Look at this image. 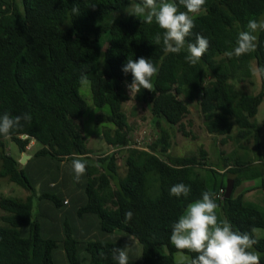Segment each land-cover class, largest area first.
I'll use <instances>...</instances> for the list:
<instances>
[{"label": "trees", "instance_id": "trees-1", "mask_svg": "<svg viewBox=\"0 0 264 264\" xmlns=\"http://www.w3.org/2000/svg\"><path fill=\"white\" fill-rule=\"evenodd\" d=\"M135 3L141 0H0V115L32 116L30 123L22 121L21 128L0 136V178L33 192L27 172L31 163L40 161L47 172L57 167L62 181L47 183L41 198L60 208L72 200L48 190L60 185L68 190L69 178L75 176L73 158L87 162L79 210L68 217L74 232L67 222L66 240L42 236L38 219L33 218L32 195L0 198V264H58V249L65 264H117L112 250L129 243V235L137 241L129 252V264H188L189 260H175V255L185 253L190 259L197 254L175 248L170 241L172 225L205 191L215 194L218 208L234 230H264L263 211L247 205L244 195L235 196L244 179L264 176V167L255 170L253 162H237L219 168L206 162L204 150L199 156L184 158L169 154L176 132L197 138L188 130L191 105L199 110L210 135L229 137L238 127L240 139L253 135L259 147L261 131L252 120L264 102V32L259 33L255 52L240 57L226 53L236 46L239 32L247 30L248 20L264 17V0H206L207 11L194 16L193 32L208 38L210 48L195 66L185 61L186 49L167 53L162 42L154 44L156 33L164 31L155 21L148 24L142 17H118ZM180 10L186 9L181 6ZM187 40L194 42L195 36ZM140 57L151 59L159 68L152 79L156 91L141 89L132 98L126 87L132 75H125L122 66L128 58ZM253 63L262 83L258 94L238 87L251 81ZM82 75L90 81L94 105L108 108L106 121L111 127L103 129L106 144L128 149L93 157L94 149L87 146L79 123L88 110L78 92ZM133 100L145 105L155 122L150 151L131 147L136 122H129L124 106ZM8 139L19 146L21 154L29 153L31 142L40 148L23 166L21 156L15 158L7 151ZM122 151L127 153L124 176L117 157ZM204 170L233 178L229 199L227 185L217 182L210 187ZM153 178L160 182V196L155 199L149 196ZM178 183L190 186L187 198L170 195V188ZM221 190L225 191L223 200L216 197ZM127 211L133 212V218L126 222ZM91 225L105 237L80 239L82 232L91 235ZM254 236L258 240L254 249L264 263V236L256 232Z\"/></svg>", "mask_w": 264, "mask_h": 264}, {"label": "clouds", "instance_id": "clouds-1", "mask_svg": "<svg viewBox=\"0 0 264 264\" xmlns=\"http://www.w3.org/2000/svg\"><path fill=\"white\" fill-rule=\"evenodd\" d=\"M206 0H141V3L131 4L126 10L128 15L143 18L142 22L152 24L153 21L164 30L161 35L157 32L154 36V44L163 43V49L167 53L180 54L187 51L185 61L192 66L198 64L204 54L210 48V41L205 36L194 33L196 27L194 16L206 12ZM183 6L185 11H181ZM73 12L78 9L73 8ZM245 31L238 34L236 46L226 53L228 57H240L255 52L258 47L259 33L264 32V17L250 19ZM195 36L194 42H189L188 37ZM264 71V70H262ZM122 72L131 73L132 82L127 83L132 98L140 93L141 89L155 92L152 82L153 77L158 76L159 68L151 62V59L140 57L139 59L128 58L122 66ZM81 82H86V77L81 76ZM30 113H24L15 117L8 113L0 115V136L7 137L14 130L21 128L22 121L31 122ZM35 144V143H34ZM254 165H259L261 159H257ZM87 162L81 158H73L72 169L75 173V181L81 182L86 174ZM191 192L189 185L178 183L170 188V195L177 198H187ZM218 204L215 194L211 191L202 193V199H198L187 205L184 213L178 221L172 225L170 236L171 243L176 249L187 250L196 253L190 258L188 264H261L260 253L254 249L258 240L251 232L234 230L227 220L219 221L216 215ZM133 218V212L125 213V221ZM129 243L123 247L112 250V258L117 264H129V252L136 244L134 235H129Z\"/></svg>", "mask_w": 264, "mask_h": 264}, {"label": "rangeland", "instance_id": "rangeland-1", "mask_svg": "<svg viewBox=\"0 0 264 264\" xmlns=\"http://www.w3.org/2000/svg\"><path fill=\"white\" fill-rule=\"evenodd\" d=\"M127 9L119 12L118 17H130V15H128L126 12ZM238 87L245 93L249 94H258L262 90L260 73L256 64L253 63L251 81H245ZM78 92L88 104L87 113L83 116L79 123L83 127V135L87 141V146L90 149H94L93 157L97 159L110 150V146L106 144L103 137L104 127H111V123L106 121L108 108H98L94 105L89 80L82 84ZM124 111L128 116L129 122H136V126L133 129L135 134L133 135H136L144 128L149 129L148 131L152 133L156 132L155 122L145 105L140 106L133 100L125 104ZM190 111L191 114L189 115V118L192 120V125L189 126L188 130L192 131L194 135L197 136V138L189 139L178 132L175 133V136L173 134L172 146L169 151L171 157L184 158L199 156L200 151L204 150L207 152V156L205 157L207 160L206 162L209 165L219 168H222L225 163L235 164L237 162H254L257 159H261V163L259 165H253L252 163V168L254 167L255 170H261L264 167V102L259 107L257 116L252 120L254 123H256V126L259 127L261 131L260 145L258 148L253 135L250 137V139H240V129H238V127L234 128L233 132L228 135L229 137L210 135L205 129L203 118L197 107L195 105H191ZM170 132L172 133V130H170ZM34 146L35 144H33V147L30 150H28L29 153L27 154H34L40 148V145H36V147ZM7 151L15 158L20 156L22 158L23 156V153L21 154L19 151V146L11 142L9 139L7 140ZM126 154V151H122L117 155L119 158V165L121 166L120 173L122 176L126 174V168L123 165V159ZM56 168L51 169V172H47L46 170L44 171L40 161L35 160L31 163L27 172L33 181V192H28L21 186L10 182L6 178H0V198L11 196L15 198L26 199L28 196L32 195L34 205L33 218L34 220L38 219L42 236L57 237L59 239L66 240L68 230L65 225L68 222V225H70V228L74 232L72 227L73 221L72 219H68V217H71V215L79 210L78 196L80 195V192H84V187L82 184H80V182L77 183L75 181L74 176L69 178L70 188L68 190L63 191L60 189L61 185L56 189L48 190L49 193L55 194L62 192L64 197L67 196L72 200L71 205H63L60 208H53L51 201H47L41 197L42 194L45 193L44 190H46L47 183L60 184L59 182L62 181L61 175H58L61 173H57ZM201 172H203V178L206 179L210 187L217 182H223L224 184L228 185V182L233 180V178H228L229 176H214V174L210 171L204 170ZM263 180L264 176H260L255 179L249 178V180L244 179L241 185L236 189L235 196L240 194L244 195L243 199L247 205L257 207L264 213V187H262ZM149 196L153 199L160 196V182L159 180L156 181L155 178L152 179ZM216 215L218 217V222L226 220V217L220 208H217ZM78 227L81 231L84 229V226L80 227L78 225ZM90 228L91 235L89 236L88 234H84L82 232L81 235L83 238L80 239L91 241L105 237L100 232V229L96 228L95 225H91ZM256 233L258 236H264V230L262 229H258ZM111 237L114 238L116 235ZM61 253V249H58L55 252L56 260L58 264H65ZM175 260L188 261L189 256L185 253H177L175 255Z\"/></svg>", "mask_w": 264, "mask_h": 264}, {"label": "built area", "instance_id": "built-area-1", "mask_svg": "<svg viewBox=\"0 0 264 264\" xmlns=\"http://www.w3.org/2000/svg\"><path fill=\"white\" fill-rule=\"evenodd\" d=\"M149 129L144 128L140 132H138L136 135L132 136V144L131 147L139 150H145V151H150L149 145L153 142V135L154 133L148 131ZM135 134V132L133 133ZM34 142H31L28 146L27 149L30 150L33 147ZM126 148H119L116 146H110V150L106 153L111 154V153H117L121 150H126ZM217 198H220L223 200L225 198V191L221 190L219 194L216 196Z\"/></svg>", "mask_w": 264, "mask_h": 264}, {"label": "water", "instance_id": "water-1", "mask_svg": "<svg viewBox=\"0 0 264 264\" xmlns=\"http://www.w3.org/2000/svg\"><path fill=\"white\" fill-rule=\"evenodd\" d=\"M32 158L31 155L27 154V153H23V156L20 160V163L21 165H26L27 162ZM233 190H234V180H230L228 182V185H227V188H226V198L229 199L231 196H232V193H233ZM261 264H264L262 261H261Z\"/></svg>", "mask_w": 264, "mask_h": 264}, {"label": "crops", "instance_id": "crops-1", "mask_svg": "<svg viewBox=\"0 0 264 264\" xmlns=\"http://www.w3.org/2000/svg\"><path fill=\"white\" fill-rule=\"evenodd\" d=\"M31 156H32V154H30ZM216 168V167H215ZM66 200H68L69 201V198H67Z\"/></svg>", "mask_w": 264, "mask_h": 264}]
</instances>
